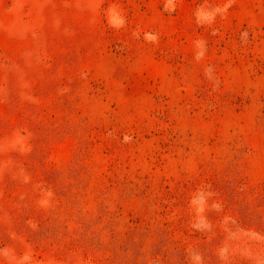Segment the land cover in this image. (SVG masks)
Here are the masks:
<instances>
[{"label":"rangeland","instance_id":"obj_1","mask_svg":"<svg viewBox=\"0 0 264 264\" xmlns=\"http://www.w3.org/2000/svg\"><path fill=\"white\" fill-rule=\"evenodd\" d=\"M8 15L0 264H264V0Z\"/></svg>","mask_w":264,"mask_h":264},{"label":"crops","instance_id":"obj_2","mask_svg":"<svg viewBox=\"0 0 264 264\" xmlns=\"http://www.w3.org/2000/svg\"><path fill=\"white\" fill-rule=\"evenodd\" d=\"M101 3L102 0H0V25L6 24L9 11L18 10L27 21L32 18L40 26L57 27L54 36L62 41L66 26L77 27V11L96 9ZM73 30L77 32V28Z\"/></svg>","mask_w":264,"mask_h":264}]
</instances>
